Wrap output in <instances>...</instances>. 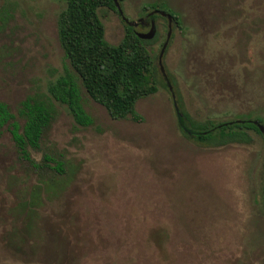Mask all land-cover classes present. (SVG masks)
<instances>
[{
    "label": "rangeland",
    "instance_id": "obj_1",
    "mask_svg": "<svg viewBox=\"0 0 264 264\" xmlns=\"http://www.w3.org/2000/svg\"><path fill=\"white\" fill-rule=\"evenodd\" d=\"M120 5L139 32L148 30L149 5L178 18L162 64L192 118L264 119V0ZM64 6L0 0V101L13 113L68 66L57 37ZM98 14L105 40L119 43L120 15ZM154 20L159 37L147 49L159 69L167 21ZM157 77V91L135 103L141 122L111 118L80 84L90 125L54 101L40 150H29L36 162L44 152L61 162L51 188L43 183L50 174L38 175L0 127V264H264L263 137L216 148L185 138Z\"/></svg>",
    "mask_w": 264,
    "mask_h": 264
},
{
    "label": "trees",
    "instance_id": "obj_2",
    "mask_svg": "<svg viewBox=\"0 0 264 264\" xmlns=\"http://www.w3.org/2000/svg\"><path fill=\"white\" fill-rule=\"evenodd\" d=\"M56 1L65 5L57 16V37L68 66L63 65V70L47 81L45 92H35L22 99L15 113L0 101V127L7 125L19 156L30 163L38 175L50 174L43 181L48 188L57 181L53 179V171L62 172L61 162L47 152L36 162L29 150H40L44 132L56 115L54 101L66 107L76 124L90 125L92 118L83 107L80 84L94 101L104 106L111 118L129 117L141 122L143 117L136 111L135 103L156 92L159 84V69L147 49L149 44L158 39L157 30L152 38L142 39L135 34L134 26L125 23L122 39L117 44H110L104 38V26L98 10L107 7L116 11L113 0ZM147 8L155 10V6L149 5ZM4 15L5 12L0 10V17ZM152 17L162 16L154 13ZM172 19L177 26L178 18L172 15ZM168 78L173 85V79ZM173 92L177 104L178 129L185 138L198 145L216 148L228 144H250L251 132L262 136L253 123V120H257L264 125V119L259 115L253 119L197 120L185 111L179 94L175 90ZM19 120H22L21 124ZM32 194L35 201L38 192ZM260 197L264 210V168Z\"/></svg>",
    "mask_w": 264,
    "mask_h": 264
},
{
    "label": "water",
    "instance_id": "obj_3",
    "mask_svg": "<svg viewBox=\"0 0 264 264\" xmlns=\"http://www.w3.org/2000/svg\"><path fill=\"white\" fill-rule=\"evenodd\" d=\"M113 4L116 8L117 13L120 15V17L122 18V20L127 23L128 25H132L134 26V22L130 21L123 13V10L121 8L120 2L119 0H113ZM154 13L159 14L160 16L164 17L167 19V31H166V35H165V40L161 45L158 57H157V62H158V67H159V71L161 72V74L163 75V77L166 80V85L171 93V96L173 98V105L175 110L177 111V104L175 101V95L174 92L172 90V85L170 83V81L167 78L166 72L164 70L163 64H162V56L164 54V51L166 49V46L168 44L169 38L171 36V31H172V15L167 12V11H163V10H151L147 13V16H151L150 19V23H149V28L146 32H139V31H135V34L142 39H150L154 36L157 28H156V23L154 18L152 17ZM253 123L258 127L259 131L262 134L263 140H264V125L260 122H258L257 120H253Z\"/></svg>",
    "mask_w": 264,
    "mask_h": 264
},
{
    "label": "flooded vegetation",
    "instance_id": "obj_4",
    "mask_svg": "<svg viewBox=\"0 0 264 264\" xmlns=\"http://www.w3.org/2000/svg\"><path fill=\"white\" fill-rule=\"evenodd\" d=\"M150 19H151V16H147V14H146V20H148V28H149ZM166 21H167V19H166ZM172 23H173V21H172Z\"/></svg>",
    "mask_w": 264,
    "mask_h": 264
}]
</instances>
